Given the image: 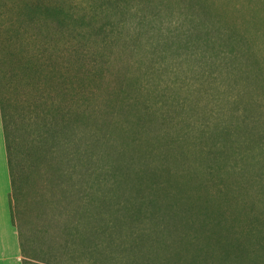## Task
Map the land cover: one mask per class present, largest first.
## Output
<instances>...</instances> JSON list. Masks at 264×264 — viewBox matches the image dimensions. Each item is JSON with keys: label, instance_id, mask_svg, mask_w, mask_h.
I'll list each match as a JSON object with an SVG mask.
<instances>
[{"label": "rangeland", "instance_id": "1", "mask_svg": "<svg viewBox=\"0 0 264 264\" xmlns=\"http://www.w3.org/2000/svg\"><path fill=\"white\" fill-rule=\"evenodd\" d=\"M25 1L37 7L33 25H46L40 6L58 2L83 16L82 25H114L108 46L82 49L85 104L103 96L100 104L120 109L138 99L178 140L177 157L166 160L164 147L149 144L156 159L143 187L172 207L198 263L264 264V0ZM16 4L0 0V25L14 23ZM10 115L12 208L30 260L59 235L52 220L70 223L90 187L110 194L113 171L122 172L98 151L75 169L58 142L42 143Z\"/></svg>", "mask_w": 264, "mask_h": 264}, {"label": "trees", "instance_id": "2", "mask_svg": "<svg viewBox=\"0 0 264 264\" xmlns=\"http://www.w3.org/2000/svg\"><path fill=\"white\" fill-rule=\"evenodd\" d=\"M13 2L16 11L10 19L15 24L0 25V111L12 178V220L19 232L23 264H210L198 263L191 242L179 235L172 207H162L143 187L156 159L149 144L164 147L159 151L166 160L168 155L177 157L173 148L178 140L163 131L155 114L142 109L138 99H128L120 109L100 104L106 99L103 96L96 103L85 104L89 96L81 88L82 49L108 46V33L114 25H82L84 17H76L75 11L61 2L40 6L45 10L46 25H33L36 5L25 0ZM5 15L0 12V19ZM114 71L109 73L114 75ZM52 85L55 91L47 94L46 87ZM11 111L25 132L35 133L44 144L58 142L66 158L75 162V169L87 156L91 161L90 154L98 151L101 163L109 159L112 170L122 172L117 175L113 171L110 194L99 186L90 187L85 203L72 205L70 223L52 220L50 226L58 231L53 234L59 233L63 241L59 243L55 236L54 246L47 245L40 251L42 256L30 260L12 208ZM52 120L57 123L55 129ZM115 132L120 134L118 140ZM50 158L47 154L44 159ZM123 176L127 188L131 186L126 197L121 191Z\"/></svg>", "mask_w": 264, "mask_h": 264}, {"label": "crops", "instance_id": "3", "mask_svg": "<svg viewBox=\"0 0 264 264\" xmlns=\"http://www.w3.org/2000/svg\"><path fill=\"white\" fill-rule=\"evenodd\" d=\"M12 178L0 111V264H23L20 236L12 220Z\"/></svg>", "mask_w": 264, "mask_h": 264}]
</instances>
